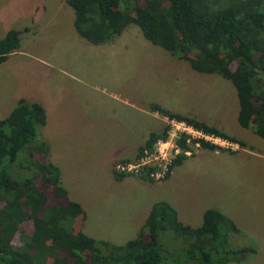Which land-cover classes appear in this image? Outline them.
<instances>
[{"label":"trees","instance_id":"16d2710c","mask_svg":"<svg viewBox=\"0 0 264 264\" xmlns=\"http://www.w3.org/2000/svg\"><path fill=\"white\" fill-rule=\"evenodd\" d=\"M65 2L73 11L75 31L92 44L111 41L134 24L151 44L184 60L193 70L228 80L237 98L238 125L251 127L264 139V0ZM18 47L19 31L8 29L0 38V63ZM150 108L244 145L202 120L171 113L156 104ZM44 124L43 107L22 97L0 119V264H227L245 261L255 253L250 245L227 247L230 240L242 237V232L217 208H206L201 223L190 226L183 224L164 200L150 205L136 235L123 243L83 233L81 205L66 198L59 168L48 158L47 143L35 138L36 128ZM164 130L163 126L159 132H150L134 156L163 137ZM199 146L222 150L203 140ZM34 153L43 159H34ZM185 158L177 155L169 169ZM127 160L130 158L119 159ZM12 166L29 173L18 175ZM111 173L115 180L127 176L113 167ZM34 177L43 184L41 189L35 186ZM28 220L30 233L19 234V243L13 244L18 225Z\"/></svg>","mask_w":264,"mask_h":264},{"label":"crops","instance_id":"0c3cea01","mask_svg":"<svg viewBox=\"0 0 264 264\" xmlns=\"http://www.w3.org/2000/svg\"><path fill=\"white\" fill-rule=\"evenodd\" d=\"M28 1L22 0L24 7H18L19 11H16L15 15H9L8 19L4 18V12L0 10V38L5 35L8 29L12 28L19 31L18 49L10 53L0 63V119L9 113L20 97L28 101H36L43 107L45 124L40 127V137L47 143L49 160L59 168L60 183L67 190V194H69L67 184L73 175L74 167L64 168L63 163L55 157L56 154H69V150L74 151L73 148L69 149L70 143L73 142V146H75L74 143L79 144L80 142L77 143L74 140L82 136L84 138L89 137L88 140L92 139L91 135L101 138L123 139V147L116 145V150L109 148L108 143L107 148L103 146L106 145L105 143L98 145L99 154L101 153V157L98 156L99 164L97 165L99 166V179L105 185L115 183L116 186L123 184V187L113 186L111 190L97 187L93 194H89V201L92 205L89 206L90 214H88L86 221H83L81 231L96 239L123 243L136 235L150 205L157 200L168 202L175 209L177 218L183 224L198 226L201 223L202 212L209 206L200 207L203 197L201 195L192 197L193 188L180 185V179H184V182L191 179L195 181L201 180L202 176H205L207 166L202 163V158H196L198 151L204 149L210 154L206 158L207 161L217 160L219 156L222 157L220 153H224V151L201 148L192 156L186 157L180 164L175 165L168 177L159 181H148L131 175L124 176L121 180H115L111 168L116 160L132 158L137 147L144 142L150 132H159L162 129L166 115L151 109L150 104H156L171 113H179L189 117L195 116L194 118L201 120L198 111L191 112V107L194 106L195 102L201 101L202 95L205 96L202 94L203 90L197 87L190 89L191 85L185 83L180 90L174 91L171 89L172 86L168 84L169 81L172 85L175 84V78L170 75L168 81H159V85L155 88L157 92L147 96L145 100L140 95L138 97V94L134 96L130 93L132 101H126L123 98L119 102L101 99V103H95L93 100L101 98L105 93L108 94L109 98H112L113 92L117 91L128 93L130 90H142L144 92L142 83L129 88L123 80V75L129 69L142 68L144 48L148 43L142 36L134 32V28L131 33L127 34L125 27L113 40L92 44L75 31L72 23L73 11L65 0L45 1L25 10L29 5ZM45 5L47 9L50 8L52 11H46ZM58 19L63 23L65 37L69 41L65 45L56 44L55 46L50 39L45 40V38L50 33L49 29L53 22ZM22 39H25L26 42L31 40L40 42L37 43V46L28 49L26 45L22 44ZM134 44L135 46L132 47ZM152 47L151 49H153ZM34 49L35 51H33ZM160 56V58L164 57L165 60L170 61L171 64L167 66L174 68V74L184 73L186 76L190 74L195 75V77L199 75L198 78L202 75L201 72L195 73V70L190 68L187 62L182 59L165 52H161ZM25 57L26 59H23ZM152 59L154 60V58ZM32 65L39 66L42 72L44 70L50 72V76H52L47 81L40 80L37 84L40 89L35 86L37 77L32 75L28 79L18 77L22 71ZM156 68V70L154 67L150 70L158 72L160 67L157 65ZM65 77L73 82H64ZM153 79L160 80V75H153ZM31 88L34 91L30 90ZM150 89V85L147 84V91ZM39 92L41 94H38ZM68 97L73 100L79 99L76 107L72 105L68 109L70 103H65V98ZM65 110L68 112L71 110L73 115L82 114L87 119L73 120L74 126L65 129ZM96 113L101 115L98 121L100 124L98 129L93 124ZM111 116H115L120 123H123L120 128L121 134H107L110 129ZM202 121L207 123L205 120ZM91 122V125L85 124ZM210 124L223 131L218 123L211 122ZM136 139L139 140L137 143L134 142ZM62 141L65 142L62 143ZM78 146L79 148L75 147L76 150L90 149L87 143L84 145L80 143ZM234 152L235 150L231 153ZM228 153L230 152L228 151ZM190 158L192 160L188 161ZM176 168L179 170L174 172ZM186 173H189V176L185 179L184 174ZM181 193L186 196V202L185 208L178 211L169 197L172 194L179 195ZM186 193L191 195V198ZM72 196H76L75 198L71 197V199L78 203L83 198L79 195ZM109 203H112L113 206L115 204V208L123 211H110L112 206ZM83 211L85 210L83 209Z\"/></svg>","mask_w":264,"mask_h":264},{"label":"rangeland","instance_id":"374dc122","mask_svg":"<svg viewBox=\"0 0 264 264\" xmlns=\"http://www.w3.org/2000/svg\"><path fill=\"white\" fill-rule=\"evenodd\" d=\"M45 1L49 2L51 0H29V5L25 8V10H28L30 7L39 5ZM0 3V10L4 12V18L6 19L9 18V15H15V12L19 11L18 7H24L22 0H0ZM44 8L46 11H52L50 8L47 9L46 5ZM133 28L136 34L142 36L140 30L134 24H130L126 27V33H131ZM49 31L50 33L46 36L45 40L50 39L55 46L56 44L65 45L68 43L69 40L65 37L64 25L60 19L53 22ZM142 38L144 37L142 36ZM144 40L150 45L147 44V46L144 48L142 68L137 70L129 69L123 75V80H125L129 88L131 86L135 87L137 84L139 85L142 83L144 92L142 90H130L128 93L117 91L113 92L114 96H112V98H109L108 94L105 93L101 96V98H97L93 101H95V103H101L102 99L119 102L122 98L126 99V101H132L130 98V93H132L134 96L135 94H138V97L140 95V97L144 98L145 100L147 96L154 95L157 92L155 88L159 85L158 82L168 81V78L171 77L170 75H173L175 78V84L172 85L170 81L168 82V84L172 86L171 89L174 91L180 90V88L184 87L185 83H187L186 85H191L190 89L192 87L202 89L204 91H202V94H205V96L202 95L201 101L194 103V106L191 107V112L198 111L199 118L201 120L207 121L208 124L211 122L216 124L218 123L223 128L221 129L228 135L243 141V146L245 147L241 148L242 146L236 145L234 142H232L234 144L231 146V148H222V150L216 149V151H224V153H220L222 157L219 156L217 160L213 159L211 161L206 160V158L210 155L208 152H206L204 149L198 151L201 149V147L196 148L192 155L198 151L196 158H202V163L207 166L206 173H204L205 176H202L201 180L197 179L195 181L191 179L184 182V179H180L179 184L184 185L187 188L192 187V197H196L197 195H201L203 197V201L199 205L200 207H205L208 205L209 207L212 206L217 208L219 211L229 217L234 222L236 227L242 232L241 236L243 238L237 237L235 240H230L227 247L238 248L250 245L255 249V253L248 257L244 262L228 264H264V139L253 133L251 127L242 128L238 125L236 121L238 107L237 98L234 88L228 80L220 77L216 73H202V75L200 74V78H198L199 75L195 77V75L190 74L186 76L184 73L174 74V68L167 66L168 64H171L170 61L168 62L164 57L160 58L161 52H165L167 54L169 53L161 47L151 44L147 39L144 38ZM38 42L40 41L31 40L30 42H26L25 39H22V44L24 46L26 45L28 49H31L32 46H37ZM134 46L135 44L132 47ZM151 46H153V49H151ZM33 51H35V49ZM152 58H154V60ZM23 59H26V57ZM157 65L160 67V69L158 68V72L150 70L153 67L156 70ZM195 73H197V71H195ZM156 74L160 75V80L153 79V75L155 76ZM30 75L37 77L35 84L37 89H40V87L38 88L37 86L40 80L47 81L49 77L52 78V76H50V72L48 73L46 70L42 72L40 67L35 65H32L29 68L27 67L21 72V75H18V77L21 76V79H28ZM63 81L68 83L73 82L71 79H67L66 77ZM147 84L150 85V90H155L152 92H149L150 90L147 91ZM30 90L34 91L32 88ZM38 94L41 93L39 92ZM78 100L79 99L73 100L69 97L65 98V103H70L68 109H70L72 105L76 107V103L79 102ZM65 111V129L74 126L73 120L82 121L87 119V117L83 116L82 114L73 115L71 110L70 112H68V110ZM100 116L101 115L98 113L95 115L93 124L95 125L96 129H98L100 126L98 123ZM85 124L91 125L92 122ZM122 126L123 123H120L115 116H111L110 129L107 131V134H121L120 128ZM99 133L100 132H98V135H100ZM90 137L92 139L88 140L89 137L84 138L82 136L79 139L74 140L77 143H82V145L87 143V145L90 147L89 150H76V148H79L78 145L80 143H74L75 146H73V142H71V147H66H69V149L73 148L75 152L73 150H69V154L60 153L55 155V157L63 163L64 168L74 167V171L72 172L73 175L67 184L69 188V194H67L66 198L72 200L71 197H76L72 195H79L83 197L79 200V203L85 210L82 223L83 221H86L88 214H90L88 210L89 206L92 204L89 201V194H93L97 187H100V189L106 188L111 190L113 189V186H116L115 183L105 185L99 179V166L97 165L99 164L98 156L101 157V153L99 154L100 148L98 145L105 143L106 145L103 146H106L107 148L108 143L109 148L111 147L115 150L116 145L123 147V139L101 138L96 135H91ZM35 138L39 142L41 141L40 127L36 128ZM138 141L139 140L136 139L134 142L137 143ZM63 142L65 141H62V143ZM228 150H235V152L228 153ZM33 158L36 160L43 159L38 153H34ZM191 160L192 158H190L188 161ZM12 167L14 172L19 175V170L15 166ZM177 169L178 168H176L174 172H176ZM28 173L29 172L23 173L21 171L20 175H27ZM188 176L189 173L184 174L185 179ZM33 181L37 188L41 189L43 187V184L39 181L38 177H34ZM116 187L121 188L123 187V184H117ZM186 195L191 198V195L188 193H186ZM51 198L53 197L51 196ZM169 199L171 203L176 206L178 211H181L185 208L186 196L184 194H172ZM109 205L112 206L110 211H123L122 209L115 208V204L113 206L112 203H109ZM31 229L32 225L30 220L20 223L12 239V243L18 244V235L22 233L29 234Z\"/></svg>","mask_w":264,"mask_h":264},{"label":"built area","instance_id":"2783aa9c","mask_svg":"<svg viewBox=\"0 0 264 264\" xmlns=\"http://www.w3.org/2000/svg\"><path fill=\"white\" fill-rule=\"evenodd\" d=\"M163 126L165 127L163 137L157 138L149 148H143L130 160H116L113 164L114 170L124 175L159 181L165 178L167 172L170 173L169 166L177 155L189 157L200 147L199 140L207 141L219 148H231L234 144L226 138L206 133L174 117L166 116Z\"/></svg>","mask_w":264,"mask_h":264}]
</instances>
